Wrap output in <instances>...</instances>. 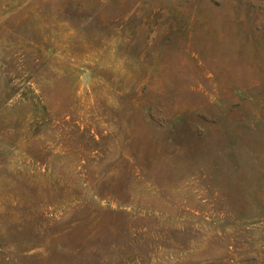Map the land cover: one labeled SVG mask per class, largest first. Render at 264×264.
Wrapping results in <instances>:
<instances>
[{"label": "rangeland", "instance_id": "rangeland-1", "mask_svg": "<svg viewBox=\"0 0 264 264\" xmlns=\"http://www.w3.org/2000/svg\"><path fill=\"white\" fill-rule=\"evenodd\" d=\"M0 264H264V0H0Z\"/></svg>", "mask_w": 264, "mask_h": 264}]
</instances>
